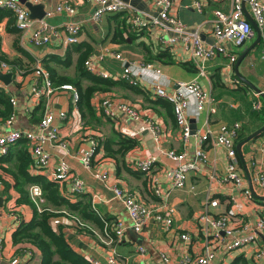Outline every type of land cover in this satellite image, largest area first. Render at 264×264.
Here are the masks:
<instances>
[{
  "label": "crops",
  "instance_id": "crops-1",
  "mask_svg": "<svg viewBox=\"0 0 264 264\" xmlns=\"http://www.w3.org/2000/svg\"><path fill=\"white\" fill-rule=\"evenodd\" d=\"M59 1L49 0L46 4H43L45 10L55 7ZM70 1L76 8V15L73 19L82 23L80 43L77 45L65 46L59 40H55L46 47L36 48L30 43L28 34L21 33L19 37H16L6 32L5 22L0 26L2 53L6 57L7 55L11 57V59L7 57L10 63L19 61L22 65L19 68L23 70H21L23 74L15 76L9 86L0 81V86L10 92L12 98H16L18 101L17 119L11 129L37 131L38 124L44 115V112L35 114V109L42 100H44L45 108L46 99H35L31 91L35 82L34 67L36 61L38 59L42 61L51 55L67 59L68 53L71 51L72 65L70 67L59 66L55 63L51 65L56 68L60 75L74 78L78 59L75 48L84 43H88L93 47L94 52L91 57L93 56L94 59L98 57L102 48L108 45L115 52L121 53L128 62L152 63L171 80L172 87L168 88L169 92H173L178 83L190 82L201 74L200 68L192 57L189 44L184 41L165 44L161 41V38L168 41L173 36L163 26H153L149 30H140L134 40L132 38L128 43L116 44L112 42V32L117 23L109 18L111 15L108 18L106 17L100 25L90 24L88 19L93 8L91 0ZM200 2L203 6L201 12L190 7V0H173L171 13L190 29L198 30L204 44L213 45L216 43L214 36L215 12L220 10L228 13L232 8V1L200 0ZM130 4L134 7L135 12L145 17L154 16L157 13L154 0H131ZM126 13L130 22L132 11ZM66 20L68 18L65 15H55L50 19V23L59 25ZM130 30H134L131 25ZM261 33L260 43L247 55L239 71L248 82L264 93V60L262 59L264 28ZM257 38L258 34L254 29L253 35L244 47L238 49L228 43H224V45L228 53L238 60L256 42ZM16 40L19 41L17 46L15 45ZM14 46L16 47L14 48ZM146 49H149L150 52ZM165 50L171 55L174 61L173 64H165L161 59H158ZM151 56L157 57V60L146 61ZM114 62L118 64H114ZM181 63H191L196 68V72L194 73L191 69L188 70L180 66ZM235 64H232L230 58L224 54H219L204 64V76L199 77L198 82L204 92L215 99L217 113L212 115L206 110L202 113L198 122L192 120L191 124L193 130L203 131L205 130V124L209 123L212 129L216 131L222 124L232 125L235 122H240L242 124V130L238 137V143H240L255 133L254 131H248L242 123L246 114L249 113L252 116L254 127L259 126L256 129L257 131L264 126V98L261 95L259 97L255 96V93H258L236 75ZM96 66L99 71L109 72L113 77L111 79L119 81L117 76L121 72L120 62L107 58L104 62L96 61ZM71 69L72 74H69ZM84 84L87 86L88 82L85 81ZM141 88L148 91L152 99L156 98L148 86L142 85ZM108 96L130 103L140 112L144 120L151 119L154 121L160 128L159 141L154 139L151 132L145 131L135 138L138 140V146L121 158V161L107 157L104 148L99 143L100 139H114L120 133L119 124L104 117L99 109V101ZM51 100L54 110L68 112V119L56 121V126L60 129L61 139L67 144V152L69 153L59 147L48 145V151L51 154L50 166L41 170L33 168L30 172L34 175L42 174L48 179L54 180V169L61 160L66 159L71 167L72 174L81 177L85 181L86 192L81 196L71 198L69 193L70 182L68 181L60 183L61 194L71 201L81 200L87 195L93 208L101 218L112 220V223L123 222L127 227L124 237L110 244V240L106 239L99 230L93 229L95 234V238H93L79 236L74 233L70 226H65L64 230L74 251L88 258L91 262L94 259L105 262L110 251L115 249L119 264H135L138 259H143L147 263H156L161 261V254H166L170 258V264H180V260L185 254L194 257L202 256L206 242L211 240L215 242L216 247V257L211 264H235L240 259H243L244 262L237 264H246L245 262L247 264H264V258H257L258 252L264 247V237L262 235L259 236L258 243L229 252L224 244L218 242L216 232L211 230L210 235H208L198 220V217L207 211L212 215L228 213L236 218L235 223L238 222L240 228H249L240 235H244L248 231H256V223L260 219H264V189H260L252 182L250 183L248 174L251 176L253 172V167L250 165L251 161L264 167V132L246 142L242 148L245 163V166L242 165L240 169L245 179L243 188H248L255 193L253 200L246 199L242 194V190L235 187L231 182L216 181L213 186L211 185L210 174L214 171L218 174L219 179L223 178L229 164L226 151L215 147L213 143L205 147L209 157L208 163H199L198 169L189 173L186 188L171 190V182L167 174L175 166V163L164 154V151L174 150L177 153H185L186 160L192 161L195 158L197 148L196 138L192 136L188 141H185L182 138L180 128H173L163 115L154 111L145 96L132 91L126 92L120 88H114L111 92L98 93L92 100L96 115L94 121L82 119L78 103L75 104L72 101L70 92H56ZM235 100L243 101L240 104H228L227 107V103H232ZM253 102L260 104L259 110L252 108L251 104H254ZM232 112H237V114L232 115ZM39 116L40 119L38 120L37 117ZM127 120L124 118L122 123H127L134 129L143 126L141 122ZM9 130L10 128L0 120V136ZM91 140L97 143V150L93 161V169L88 170L80 161V154L91 146ZM250 154L253 155V159L249 158ZM150 157L157 158V162L150 173L142 174L136 171L135 164ZM97 171L106 172V178L104 180L97 179L94 176ZM152 178H157L160 185L163 186L162 198L155 195L151 184ZM114 187L131 193L146 206L167 205L173 207L176 213L171 230L166 232L161 224L152 221L141 233H137L132 228V220L124 204L116 198L113 192ZM17 197L18 194L15 191L5 192L2 185H0V198H2V207L0 208V261L6 264H12L14 260H18V264H41L42 254L38 248L30 244L17 246L13 244V233L17 230L21 220L16 222L9 215L13 212L16 216H24L26 220H30L32 217L29 207L13 208L14 200ZM9 198L13 199L8 201ZM209 198L218 200L219 206L216 208L208 207ZM185 234H190L192 240H183L182 236ZM140 247L145 249V256L139 255L138 249Z\"/></svg>",
  "mask_w": 264,
  "mask_h": 264
},
{
  "label": "built area",
  "instance_id": "built-area-1",
  "mask_svg": "<svg viewBox=\"0 0 264 264\" xmlns=\"http://www.w3.org/2000/svg\"><path fill=\"white\" fill-rule=\"evenodd\" d=\"M25 1L33 5H40L46 4L49 0ZM190 1V7H193L199 12L202 11L203 6L200 0ZM231 1L232 8L228 13L220 10L215 12L214 36L216 38V43L213 45L204 44L198 30L190 29L172 15L171 9L173 7V0H154L157 13L149 17L135 12L130 2H124L122 0H91L93 8L88 22L93 25H100L108 15L132 11L130 25L136 32L140 30H149L153 26H163L167 31H170L173 36L168 41L161 38V41L165 44H174L180 41L189 44L192 57L201 70V74L199 75V77H201L204 76V64L219 54L227 55L232 64L236 63L237 58L228 53L224 43H228L234 48H240L244 46L253 35L254 28L246 15L244 2L249 14L258 27L261 30L264 28V0ZM0 7L13 12L18 29L22 33L29 35L30 43L36 48L46 47L55 40H59L65 46H72L80 43L82 23L73 19L76 15V8L70 0H60L55 7L45 10V16L42 19L31 18L30 11L20 0H0ZM55 15H65L68 20L64 21L62 24L53 25L50 23V19ZM107 58L120 62L121 72L119 76H117L118 80L126 81L134 87H141L142 85L148 86L156 97L166 99L172 103L176 122L181 130L182 138L185 141H188L192 136L196 138L197 148L195 150V158L192 161L186 160L187 156L185 153H177L174 150L164 151V154L175 163V166L167 174L171 182V190H183L186 188L189 173L196 171L199 167V163H208L209 157L205 151V147L213 143L215 147L222 148L226 151L229 164L223 178L219 179L218 174L214 171L210 174L209 179L211 185L213 186L216 181L231 182L235 187L242 190V194L246 199H254L255 194L250 189L243 188L245 179L240 171L241 161L238 157L236 148L239 133L242 130V124L240 122H235L232 125L222 124L216 131L212 129L209 123L205 124V130L203 131H195L192 128V120L198 122L204 111L208 110L212 115L217 113V108L215 106L216 101L211 95L204 92L202 86L198 82L199 77L190 82L178 83L175 90L169 92L168 88L172 87V82L160 68L148 62H128L121 53L115 52L113 48L108 45L102 48L96 59H94L93 56L90 57L86 62L87 70L104 79L113 78L109 72L105 70L99 71L96 66V61L104 62ZM262 59L264 60V51L262 53ZM0 71L4 74H12L13 78L23 74L20 69H14L12 65L1 59ZM34 76L35 82L31 88L32 96L38 100L46 99L44 115L38 124V130L26 131L11 129L17 119L16 108L18 105L16 98H12L11 103L15 112L10 119L5 122V125L9 127L10 130L0 136V154H6L11 146L21 140H26L29 150L33 155L34 166L41 170L50 166L51 154L48 151V145L59 147L67 152V144L61 139L60 129L56 126V121L67 120L68 112L54 110L51 98L59 91L70 92L72 101L77 104L79 94L73 85L65 84L56 87L52 80L51 73L43 67L40 59L36 61ZM255 96L259 97L260 95L255 94ZM99 102L101 114L119 124L120 133L124 136L136 138L141 133L148 131L152 133L156 141H159L161 134L159 126L151 119L144 120L140 112L128 102L116 99L112 96L102 98ZM253 108L259 110L260 104L254 102ZM124 118L126 121H128L127 119H131L135 122H141L143 126L134 129L127 123H122ZM90 143L91 146L80 154V161L88 170L93 169V161L97 150V143L94 140H91ZM249 158L253 159L254 157L250 154ZM156 162V157L138 161L135 164L136 171L142 174L150 173ZM250 165L253 167V172L250 176L251 182L260 189H264V167L252 161ZM94 176L97 179L104 180L107 174L106 172L97 171ZM53 177L54 180L59 183L70 182L69 193L71 198L81 196L86 192L85 181L81 177L72 174L71 167L66 159L61 160L58 166H56L53 171ZM151 184L155 195L162 198L164 189L163 186L160 185L158 179L152 178ZM113 192L116 198L121 200L124 204L132 220V228L137 233H141L152 221L161 224L166 232L171 230L173 218L176 213L173 207L167 205L155 207L146 206L138 201L134 195L118 187H114ZM30 196L37 208L41 211L45 204L42 189L39 186H32L30 188ZM219 204L218 200L211 198L208 200V207L216 208ZM66 215L80 227L87 228V226L75 216L70 214ZM9 216L16 222L20 220L13 212ZM198 220L208 235H210L211 230L216 232L218 242L224 244L229 252L258 243L260 235L264 237V219H260L256 223V231H248L244 235H240V233L249 230V228H240L239 223H235L236 218L228 213L212 215L207 211L202 213L198 217ZM59 224H61L60 219L54 220V225ZM106 225L109 226L108 224ZM126 230L127 227L123 222H115L111 230L112 233L106 229L104 237L109 239L111 244V242L121 240ZM222 233L223 235L221 236ZM182 239L191 241L192 237L190 234H185L182 236ZM104 243L107 245L106 242ZM214 243L215 242L211 240L206 242L202 256L194 257L190 254H185L180 260V264H211L216 257V247ZM138 253L140 256H145L146 251L143 247H140ZM257 258H264V247L258 252ZM18 263V260L12 262V264ZM170 263V258L166 254H161L160 262L147 263L143 259H138L135 264ZM92 264H119L116 250L110 251L105 262L94 259L92 260Z\"/></svg>",
  "mask_w": 264,
  "mask_h": 264
},
{
  "label": "trees",
  "instance_id": "trees-1",
  "mask_svg": "<svg viewBox=\"0 0 264 264\" xmlns=\"http://www.w3.org/2000/svg\"><path fill=\"white\" fill-rule=\"evenodd\" d=\"M108 16L106 17L108 18ZM109 18L115 20L117 23L116 28L112 32L113 43H128L130 39L132 40L133 38L134 40L138 36V32L130 30L129 16L126 12L111 14ZM4 22L6 23L5 30L7 33L16 37L20 36L22 32L16 25V18L13 12L0 7V26ZM17 43L19 41L16 40V46ZM1 49L2 37L0 34V59L12 65L14 69L22 67L19 61L10 63ZM146 50L150 52L149 49ZM75 52L78 53V59L76 63V76L74 78L60 75L56 68L51 65L55 63L59 66L70 67L72 65L71 51H69L67 59L51 55L43 59L42 64L51 73L56 87L68 84L73 85L77 89L79 94L78 107L82 119L89 121L96 119L92 100L98 93L111 92L114 88H120L126 92L132 91L145 96L152 109L163 115L173 128L178 129L172 103L162 98L156 97L152 99L148 91L143 90L141 87H134L126 81H116L111 78L104 79L89 72L86 62L94 52L90 44L84 43L79 45L75 48ZM158 59H161L165 64L174 63L167 50L162 52ZM153 60H157V57H148L146 61ZM180 66L188 70L191 69L194 73L196 72V68L191 63H181ZM85 81L88 82L87 86L84 84ZM11 99L12 94L0 86V120L4 123L15 112ZM44 110V100H42L36 107L35 114L44 112ZM37 119L39 120L40 116ZM99 143L104 148L107 157L116 159L117 161H121V158L138 146V140L124 136L121 133L117 134L114 139H100ZM240 164L242 166V162ZM33 168H35L33 155L29 150L26 140H21L11 146L6 154H0V181L3 191H15L18 194V197L14 200L13 208L29 207L32 212L30 220H26L24 216L18 215L21 221L17 230L13 233V244L16 246L30 244L38 248L42 254L41 264H92L91 260L80 255L70 246V240L64 230L65 226H70L74 230V233L79 236L95 238L93 229L99 230L104 235L106 229L112 230V220L101 218L93 208L92 202L87 195L81 198V200L71 201L68 197L61 194L59 182L50 180L42 174H32L30 170ZM32 186H39L42 189L45 204L41 211L31 199L30 188ZM11 199L13 198H9L8 201H11ZM66 214L75 216L87 228L80 227L75 221L68 218ZM56 219H60L61 224L54 225V220ZM239 262H244V260L240 259L235 264ZM245 263L247 264V262Z\"/></svg>",
  "mask_w": 264,
  "mask_h": 264
},
{
  "label": "water",
  "instance_id": "water-1",
  "mask_svg": "<svg viewBox=\"0 0 264 264\" xmlns=\"http://www.w3.org/2000/svg\"><path fill=\"white\" fill-rule=\"evenodd\" d=\"M22 3H24L27 7V9L30 11L31 13V18L33 19H42L45 16V6L43 4L40 5H33L29 2H26L25 0H20ZM125 2H131V0H124ZM245 5V12L246 15L248 17V19L251 21V23L253 24L254 29L256 30L257 34H258V38L256 40V42L248 49L246 50L241 56L240 58L237 60L236 64H235V71H236V75L246 84H248V86H250L251 88H253L259 95H261L264 98V93L259 90L258 88H256L255 86H253L250 82H248L241 74H240V66L242 64V62L245 60V58L247 57V55L260 43L261 41V37H262V33H261V29L258 27V25L256 24V22L253 20V18L251 17V15L249 14L247 8H246V4L244 2ZM0 81L2 83H4L6 86H9L12 84L13 82V75L12 74H4L0 71ZM264 132V126L259 129L258 131H256L255 133L251 134L246 140L240 142L237 144V152H238V156L242 162V165H244V158H243V151L242 148L244 146V144L252 139H254L255 137L259 136L260 134H262ZM245 166V165H244ZM248 178H249V182L251 183V178L248 174ZM255 194V193H254ZM2 207V198H0V208ZM0 264H6L3 261H0ZM8 264V263H7Z\"/></svg>",
  "mask_w": 264,
  "mask_h": 264
},
{
  "label": "rangeland",
  "instance_id": "rangeland-1",
  "mask_svg": "<svg viewBox=\"0 0 264 264\" xmlns=\"http://www.w3.org/2000/svg\"><path fill=\"white\" fill-rule=\"evenodd\" d=\"M106 18V17H105ZM3 30V29H2ZM3 40H4V38H3ZM247 44V43H246ZM245 44V45H246ZM244 45V46H245ZM244 46H242V47H244ZM16 46H14V48H15ZM242 47H240V48H242ZM240 48H238V49H240ZM7 57H9L10 59H11V57L10 56H8L7 55ZM9 60V59H8ZM114 64H118L117 62H114ZM69 74H72V69L69 71ZM256 94V93H255ZM242 101L243 100H235V101H232V103H227L226 105H227V107H228V104L230 105V104H232V105H235V104H240V103H242ZM245 101V100H244ZM254 103V102H253ZM130 104V103H129ZM251 106H252V108H253V104H251ZM135 108V107H134ZM262 110V109H261ZM239 113H240V111H239ZM263 113H264V109H263ZM237 114V112H232V115H236ZM264 118V117H263ZM245 126H246V128L248 129V131H254V132H256L257 130L256 129H258V125L257 126H253V123H252V116L248 113V114H246L245 115V118H244V122H242ZM263 127V126H262Z\"/></svg>",
  "mask_w": 264,
  "mask_h": 264
}]
</instances>
